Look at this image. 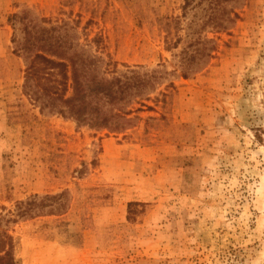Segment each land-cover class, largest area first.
Instances as JSON below:
<instances>
[{"label": "rangeland", "instance_id": "374dc122", "mask_svg": "<svg viewBox=\"0 0 264 264\" xmlns=\"http://www.w3.org/2000/svg\"><path fill=\"white\" fill-rule=\"evenodd\" d=\"M181 4L0 0V230L16 264H264V0H246L186 77L163 30ZM30 22H67L119 71L157 70L130 128L39 109L15 52ZM62 191L64 213L9 221L17 202Z\"/></svg>", "mask_w": 264, "mask_h": 264}, {"label": "trees", "instance_id": "16d2710c", "mask_svg": "<svg viewBox=\"0 0 264 264\" xmlns=\"http://www.w3.org/2000/svg\"><path fill=\"white\" fill-rule=\"evenodd\" d=\"M245 5L246 0H182L181 15L167 18L163 30L167 48L182 43L178 61L183 77L207 66L216 50L215 36L230 32ZM40 22L48 20L41 18ZM29 25L15 52L26 61L23 90L41 111L108 132H123L133 125L135 112L145 106L139 101L160 79L157 70L141 72L125 66L119 71L115 61H105L81 48L74 26L67 22L48 27L37 22ZM137 103L139 108L133 109ZM66 195L62 191L19 201L9 221L62 214L67 209L62 202ZM59 200L58 204L52 203ZM13 250L12 235L1 229L0 264H16Z\"/></svg>", "mask_w": 264, "mask_h": 264}]
</instances>
